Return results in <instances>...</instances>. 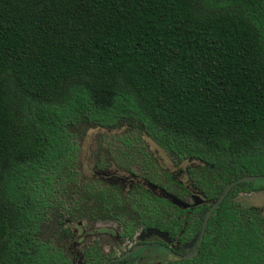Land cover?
Here are the masks:
<instances>
[{
    "label": "trees",
    "instance_id": "obj_1",
    "mask_svg": "<svg viewBox=\"0 0 264 264\" xmlns=\"http://www.w3.org/2000/svg\"><path fill=\"white\" fill-rule=\"evenodd\" d=\"M90 128H130L177 163L197 162L188 179L204 203L179 208L81 178ZM138 156L157 176L154 157ZM163 174L160 187L185 200ZM246 176L263 179L235 184L198 254L168 264H264L262 211L237 202L264 191V0H0V264H73L58 237L67 220L186 246ZM103 241L81 250L83 264L114 257Z\"/></svg>",
    "mask_w": 264,
    "mask_h": 264
},
{
    "label": "rangeland",
    "instance_id": "obj_2",
    "mask_svg": "<svg viewBox=\"0 0 264 264\" xmlns=\"http://www.w3.org/2000/svg\"><path fill=\"white\" fill-rule=\"evenodd\" d=\"M80 140L79 167L78 171L81 178L89 180H98L120 190L122 194H128L134 186H139L146 191H150L159 198L168 200L179 208L193 209L204 203L202 195L193 189L188 179V170L195 168L198 163L195 161H183L177 163L169 154L159 148L151 139L139 132H133L130 128H123L119 131H105L101 129H85ZM143 147L145 152L152 154L154 164L157 167V180L163 181V173L167 172L177 181L187 187L190 194L185 200H180L170 195L166 190L149 184L144 176L145 169L141 164V156L135 157L137 151ZM123 155V156H122ZM133 156L135 157L133 162ZM96 161L104 168V171L96 169ZM138 162V163H137ZM122 168L129 169L124 171ZM154 170L148 171L149 176L153 177ZM237 202L243 207L261 208L264 216V192L241 195ZM80 223V224H79ZM68 232V236L64 232ZM117 229L113 223H97L90 225L86 221L76 222L68 220L58 231V237L61 238L68 251L73 254V264H83L81 260V248L90 240L98 236L108 238L109 243L115 245V255L120 256L126 250L135 248L144 241L157 239L165 242L170 249L177 250L178 246L171 243L168 238L161 233H150L148 231H138L131 242H122L117 237ZM155 237V238H152ZM197 244V238L189 242L181 249L183 255L191 254ZM107 250V245L104 246ZM165 250L150 246L140 250L134 256L135 264H168L173 261V257Z\"/></svg>",
    "mask_w": 264,
    "mask_h": 264
},
{
    "label": "flooded vegetation",
    "instance_id": "obj_3",
    "mask_svg": "<svg viewBox=\"0 0 264 264\" xmlns=\"http://www.w3.org/2000/svg\"><path fill=\"white\" fill-rule=\"evenodd\" d=\"M116 131H119V130H116ZM147 153H149V152H147ZM150 155H152V154H150ZM123 156V155H122ZM99 165V166H98ZM142 167H143V165H142ZM144 168V167H143ZM96 169L97 170H99V171H104V170H106L107 168H104V166L103 165H101L99 162H97L96 161ZM124 171H127V172H129L130 170L129 169H125V168H122ZM145 169V173L146 174H144V176L146 177L145 179H146V181L150 184V181L149 180H152V179H156L157 180V177H158V175L156 176L154 173H153V177H151V176H149V174H148V170H147V168H144ZM154 170V169H153ZM165 173H167V172H165ZM167 174H169V173H167ZM170 176H171V174H169ZM173 176V175H172ZM162 178H163V181H158L157 180V182L159 183V186L158 185H154V184H152V185H154V186H157V187H159V188H161V189H164V188H162V187H160V186H164V185H166V179H165V174H163V176H162ZM173 179H175V181H177V177H172ZM89 182H95L96 184L98 183L99 185H101L102 187H104V188H106V189H113V190H115L116 191V193L118 192V193H120V194H122L121 192H120V190L118 189V188H116V187H114V186H110V185H107V184H105V183H102V182H100V181H98V180H89V179H87ZM178 182V181H177ZM180 185H182L180 182H178ZM184 186V185H183ZM186 189H187V187L186 186H184ZM139 191H144V192H147V193H151L150 191H146V190H144V189H142L141 187H139V186H134V188L133 189H131L130 191H129V193L128 194H122L123 196H128V195H131L132 193H137V192H139ZM261 192H264V191H261ZM257 193H260V192H257ZM251 194H255V193H251ZM250 195V194H249ZM258 209H260L261 211H262V213H263V210L261 209V208H258ZM203 217V216H202ZM203 219H205V217H203ZM68 222V220L65 222V223H67ZM64 223V224H65ZM80 224V223H79ZM108 224V223H107ZM115 226V225H114ZM116 227V226H115ZM117 237H118V233H117ZM152 238H155V237H152ZM118 239H120L119 237H118ZM97 240H104L102 243H101V250H102V252H105V253H110V252H112V255H114V257L113 258H111L108 262H110L111 260H113V259H119L121 256H123L124 254H126V253H128V252H130V251H132L134 248H132V249H129V250H126L125 251V253H123V254H121L120 256H116L115 255V250H116V248H115V245L114 244H111V243H109L110 241H108V238H105V237H101V236H98L97 238H95V239H90L82 248H81V250L83 249V248H85L86 247V245H88V244H92V243H94L95 241H97ZM121 240V239H120ZM122 241V240H121ZM123 242V241H122ZM171 243H175V244H177V246H178V249L177 250H172V249H170L169 248V246L165 243V242H162V241H159V240H157V239H151L150 241H144V242H142V243H140V244H137L138 246H143V248L142 249H140V250H143L144 248H147V247H150V246H156V247H160V248H162V249H164L165 251L164 252H168L174 259H173V261L175 260V259H180V260H182L180 257L182 256V252H181V249L184 247V246H179V244L178 243H176V242H172V241H170ZM107 245V250H105V248H104V246H106ZM138 246H136V247H138ZM81 250H80V253H81ZM139 250V251H140ZM138 251V252H139ZM138 252L137 253H134V254H132V255H130L129 257H127V258H125V259H123V260H118V261H116V262H111V263H118V262H120V263H122V262H124L125 260H127V259H129V258H131V257H133V263H134V256L135 255H137L138 254ZM178 252L180 253V254H178ZM72 256H74L73 254H71ZM75 257V256H74ZM81 257H82V253H81ZM73 261V260H72ZM107 262V263H108ZM106 263V264H107Z\"/></svg>",
    "mask_w": 264,
    "mask_h": 264
},
{
    "label": "water",
    "instance_id": "obj_4",
    "mask_svg": "<svg viewBox=\"0 0 264 264\" xmlns=\"http://www.w3.org/2000/svg\"><path fill=\"white\" fill-rule=\"evenodd\" d=\"M260 179H263V178L262 177H259V176H246V177H242V178L238 179L235 182H231L226 188H224V190H223L221 196L219 197V199L211 205V207L209 208V210H208V212H207V214L205 216V220L203 222L202 229H200L201 232L196 237L197 238V244H196L195 250L191 254H189V255H183V256H181L180 258L182 260L191 259V258H193L194 256H196L198 254L199 248H200V246L202 244V241H203V238H204V233H205V230H206L208 221H209V219H210L213 211L221 204V202L227 196V194L229 193V191L231 190V188L235 184H241V183H245V182H253V181H258ZM147 231L150 232V233H158V232L152 231V230H147ZM142 248H143L142 245L141 246H138V247H135L132 251L124 254L119 259H113L110 262H108L107 264H110L111 262H116L118 260H123V259L129 257L130 255H132L134 253H137Z\"/></svg>",
    "mask_w": 264,
    "mask_h": 264
}]
</instances>
